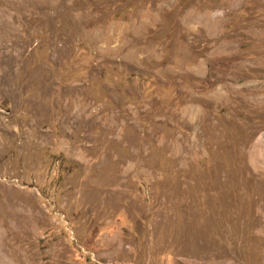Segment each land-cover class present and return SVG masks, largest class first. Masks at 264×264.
Returning <instances> with one entry per match:
<instances>
[{"label": "rangeland", "instance_id": "obj_1", "mask_svg": "<svg viewBox=\"0 0 264 264\" xmlns=\"http://www.w3.org/2000/svg\"><path fill=\"white\" fill-rule=\"evenodd\" d=\"M0 264H264V0H0Z\"/></svg>", "mask_w": 264, "mask_h": 264}]
</instances>
